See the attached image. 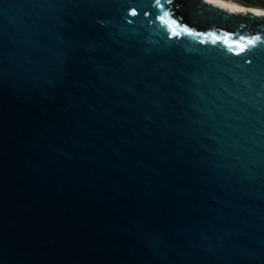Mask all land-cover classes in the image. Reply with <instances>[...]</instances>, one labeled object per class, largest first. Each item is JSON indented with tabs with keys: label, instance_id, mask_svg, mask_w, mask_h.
Listing matches in <instances>:
<instances>
[{
	"label": "water",
	"instance_id": "obj_1",
	"mask_svg": "<svg viewBox=\"0 0 264 264\" xmlns=\"http://www.w3.org/2000/svg\"><path fill=\"white\" fill-rule=\"evenodd\" d=\"M252 10L0 0V264H264Z\"/></svg>",
	"mask_w": 264,
	"mask_h": 264
},
{
	"label": "bare ground",
	"instance_id": "obj_2",
	"mask_svg": "<svg viewBox=\"0 0 264 264\" xmlns=\"http://www.w3.org/2000/svg\"><path fill=\"white\" fill-rule=\"evenodd\" d=\"M212 3L220 5L222 7H225L231 11H247V8H252V11H255L257 13H264V9L260 7H249L246 5L241 4L240 2L236 0H211Z\"/></svg>",
	"mask_w": 264,
	"mask_h": 264
},
{
	"label": "rangeland",
	"instance_id": "obj_3",
	"mask_svg": "<svg viewBox=\"0 0 264 264\" xmlns=\"http://www.w3.org/2000/svg\"><path fill=\"white\" fill-rule=\"evenodd\" d=\"M251 3L252 5H256L257 7L264 9V0H245Z\"/></svg>",
	"mask_w": 264,
	"mask_h": 264
},
{
	"label": "trees",
	"instance_id": "obj_4",
	"mask_svg": "<svg viewBox=\"0 0 264 264\" xmlns=\"http://www.w3.org/2000/svg\"><path fill=\"white\" fill-rule=\"evenodd\" d=\"M236 1L240 2L243 5L249 6V7H257L256 5H252L251 3L245 0H236Z\"/></svg>",
	"mask_w": 264,
	"mask_h": 264
},
{
	"label": "snow or ice",
	"instance_id": "obj_5",
	"mask_svg": "<svg viewBox=\"0 0 264 264\" xmlns=\"http://www.w3.org/2000/svg\"><path fill=\"white\" fill-rule=\"evenodd\" d=\"M132 15H135V12L132 13ZM175 34V33H174ZM249 43H252L251 41Z\"/></svg>",
	"mask_w": 264,
	"mask_h": 264
}]
</instances>
